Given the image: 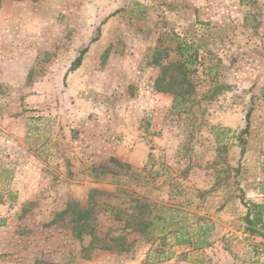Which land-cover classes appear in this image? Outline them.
Segmentation results:
<instances>
[{
    "label": "rangeland",
    "instance_id": "374dc122",
    "mask_svg": "<svg viewBox=\"0 0 264 264\" xmlns=\"http://www.w3.org/2000/svg\"><path fill=\"white\" fill-rule=\"evenodd\" d=\"M252 204L264 0L1 2L0 264H264Z\"/></svg>",
    "mask_w": 264,
    "mask_h": 264
},
{
    "label": "trees",
    "instance_id": "16d2710c",
    "mask_svg": "<svg viewBox=\"0 0 264 264\" xmlns=\"http://www.w3.org/2000/svg\"><path fill=\"white\" fill-rule=\"evenodd\" d=\"M2 1H5V0H0V4ZM12 1H21V0H12ZM98 40H99V28L97 29L96 36L90 40V42L85 48L81 49L78 52V56L75 58V60L71 64L70 72H74L81 66L83 57L88 53L89 47L92 44L96 43ZM188 64L191 65L190 62H188ZM162 71H163L162 76L156 80V84H155L156 90L160 93L168 92L171 94H175L171 92L169 86L162 85V80H163L162 77L163 75H165L166 68L163 67ZM174 100L175 101L177 100V95ZM245 131H247V128ZM263 215H264V204H252L248 206L247 214L244 217V222L246 224V231L250 235L264 237ZM78 218H80V214L78 215ZM209 230L210 228H206L203 226H200L196 228L195 230H190V231L187 229L182 230L176 233L174 245L191 246V247H197V248L208 245L207 234ZM160 258H162V260L168 259V256H164L163 253H161Z\"/></svg>",
    "mask_w": 264,
    "mask_h": 264
}]
</instances>
